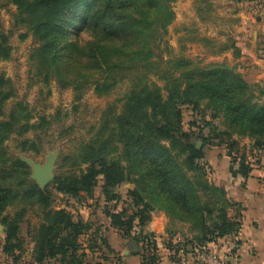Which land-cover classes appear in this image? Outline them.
<instances>
[{
	"label": "trees",
	"instance_id": "trees-1",
	"mask_svg": "<svg viewBox=\"0 0 264 264\" xmlns=\"http://www.w3.org/2000/svg\"><path fill=\"white\" fill-rule=\"evenodd\" d=\"M177 1L0 0V14L5 7L15 6V25L25 28L39 44L32 63L42 83L54 81L61 90L74 91L77 100L91 87L98 96H106L121 84H130L120 112L107 110L96 133L76 154L73 164L78 173L60 174L45 189L30 182L22 192L11 186L10 172L3 173L0 224L6 232L2 252L10 258L9 264H20L23 258L21 224L27 206L42 213L32 236V264H86L89 255L100 253L98 242L113 253L102 229L94 230L90 220L75 218L67 209L53 208L56 195L73 200L93 198L99 187L98 203L104 204L110 229L123 234L130 249L141 251V264H161L154 235L141 233L156 211L189 231L183 247L169 246L174 262L180 254L193 253L195 247L239 232L240 222L229 216L233 205L226 189L208 178L204 148L213 144V122L221 119L225 130L220 144L227 146L231 166L248 178L250 165L245 164V156L239 157L238 142H230L234 136L247 139L252 151L264 155V86L250 84L225 62L196 68L183 59L166 64L159 72L165 81V96L149 75L154 69V47L174 22L172 4ZM231 49L239 57L234 45L218 54ZM10 56L8 36L2 34L0 62ZM7 84L0 74V119L6 101L13 96ZM203 104L211 111L210 117L202 119L204 126L196 121L190 124L200 131L196 138L203 142V149L199 150L192 141L194 133L184 128L183 108L202 114L206 112L201 110ZM10 117V121H0V163L8 161L5 141L36 129L24 107L19 106ZM41 122L40 127L49 125L46 118ZM206 130H210L208 135ZM13 164L15 171L23 170L19 186L25 185L28 166L21 160ZM126 183L134 189L127 193V207L118 209L123 198L117 189ZM16 202L25 208L13 217L6 216ZM83 237H88L87 248H83ZM88 249L90 254L85 253Z\"/></svg>",
	"mask_w": 264,
	"mask_h": 264
},
{
	"label": "rangeland",
	"instance_id": "rangeland-1",
	"mask_svg": "<svg viewBox=\"0 0 264 264\" xmlns=\"http://www.w3.org/2000/svg\"><path fill=\"white\" fill-rule=\"evenodd\" d=\"M214 1L220 5L219 8L223 9L222 13H226L230 8H237L234 0ZM214 4L213 0H179L172 4L175 20L168 27L167 35L164 39L154 47V69L152 70L153 73L149 75L151 82L162 88L165 96V81L161 79L159 72L164 69L166 64L171 62H183L184 59L196 68H205L225 62L231 67L235 66L236 72L241 75L244 73L240 69L247 70L257 67L253 61L249 62L254 63L253 67L242 65V68H240V63L229 60L227 57L225 60L216 58L219 52L226 46L231 45L230 36L234 31V24L233 22L221 23L219 17L214 13ZM16 13L17 8L10 5L5 7L0 14V36L2 34L8 36V45L11 48L10 58L0 62V74L8 81L7 92L13 93V96L5 103L3 108L4 116L0 121H10L11 114L21 106L27 109V114L30 117L29 122L36 129L34 128L23 136L12 135L9 140L5 141L3 149L8 161L0 163V181L3 182L2 176L4 172H10L12 177L11 186L15 189H22L20 191L22 192L28 188V183H35L36 185L37 183L31 178L32 168L25 163L28 166V175L25 178L27 183L19 186L21 181L18 176L21 172H24L23 170L21 172L15 171L16 168L13 163L26 158L33 160L39 165H44L49 154L57 153L54 170L55 178L60 174L78 173L79 169L73 164L76 154L96 133L107 110L120 112L123 100L129 92L130 84L127 82L121 84L106 96H98L94 87H91L80 100H77L74 91L61 90L54 81L48 85L42 83V80L35 76L36 71L32 63V55L39 44L31 34L27 33L25 28L15 25ZM251 60L253 59L251 58ZM175 76L177 77L178 73ZM250 84L264 86V80ZM262 100L264 101V98ZM205 106L206 104H203L201 110L206 112L202 114L194 112L190 107L183 108L184 128L187 132L192 131L194 133L192 141L196 147L201 144L199 150L203 149V142L196 138L200 131L197 127L191 128L190 124L196 121L199 124L198 126H204L202 119H208L210 117L209 114H211L210 110L204 108ZM204 114L207 116L203 117ZM43 118L47 119L49 125L40 127L42 125L41 119ZM213 129L214 134L211 135L213 144L204 148L205 160L203 164H206L209 180L220 186L217 183L219 180L218 176L214 172L226 168L227 165L231 164L232 159L227 156V146L220 144V139L225 130L223 121L221 119L215 120ZM209 131L206 130L204 134L208 135ZM234 142H238L237 151L240 154L239 157L245 156V164L256 165L258 158L257 154H252L251 142L249 143L247 139H241L238 136L233 137L230 145ZM12 172H14V175ZM132 189H134V185L130 183H126L117 189L118 194L123 198L118 209L127 207L124 203L127 200L128 191ZM50 190L52 191L53 187H50ZM100 192L101 189L99 187L93 198L80 200L56 195L53 208L67 209L74 214L75 218L81 217L85 220H90L94 230L102 229L101 233H105L113 253H110V250L102 242H98L99 246H101V252L89 255L86 264H118L117 262H120L119 259H122L120 256L123 253L127 255L124 256L125 258L130 256L128 255L129 243L123 234L110 229L109 221L104 216V204L98 203ZM23 208H25L23 204L16 202L8 207L5 215L13 217L17 212H21ZM164 215L166 217L163 218ZM153 216L157 217L158 221L162 222V226H164V230L160 234L156 233V236L161 239L159 241L161 248L170 251L169 246L171 245L174 248L183 247V238L189 235L187 226L184 227L179 221L170 219L164 212L156 211ZM41 218L42 213L37 207H26V217L21 224V238L24 241L25 251L20 264H32L33 262L31 260L32 236L34 231L40 226ZM5 237V228L0 224V264L11 263L10 258L6 257L2 252ZM87 240V238H81L82 244L86 243L87 245ZM105 255L108 256L107 260L103 257ZM188 255V257L192 258V253Z\"/></svg>",
	"mask_w": 264,
	"mask_h": 264
},
{
	"label": "crops",
	"instance_id": "crops-1",
	"mask_svg": "<svg viewBox=\"0 0 264 264\" xmlns=\"http://www.w3.org/2000/svg\"><path fill=\"white\" fill-rule=\"evenodd\" d=\"M234 2L237 8H230L226 13H222L223 9L213 0V10L221 23L233 22L234 31H231L230 41L231 45L238 48L239 57L235 58L234 50L231 49L226 53L217 54L216 58L225 60L227 57L240 63V68L242 65L253 67L255 63L257 67L240 69L244 73V79L249 83L264 80V0ZM251 61L254 63H249ZM252 154H257L258 160L256 165L251 164L248 178L238 174L237 167H232L231 164L221 171L217 170V173L214 172L219 179L217 183L227 190L228 199L233 205L229 216L237 219L241 227L236 235L210 244L208 249L213 254L228 257L232 264H264V155L255 150ZM163 230L162 222L152 215V221L141 232L154 234L161 264H195L192 258L182 254L178 256V261H172L170 252L161 248V239L156 236V233L160 234ZM83 248H87L86 243ZM128 250L130 256L125 258L127 255L123 253L120 256L122 259L117 263L141 264V251L132 250L130 247ZM85 253L90 254L89 249Z\"/></svg>",
	"mask_w": 264,
	"mask_h": 264
},
{
	"label": "water",
	"instance_id": "water-1",
	"mask_svg": "<svg viewBox=\"0 0 264 264\" xmlns=\"http://www.w3.org/2000/svg\"><path fill=\"white\" fill-rule=\"evenodd\" d=\"M201 145V144H200ZM200 145L197 147L200 149ZM57 153L49 154L47 162L44 165H39L33 160L22 158V161L32 168L31 178L37 183L40 189L47 188L55 180V163Z\"/></svg>",
	"mask_w": 264,
	"mask_h": 264
},
{
	"label": "built area",
	"instance_id": "built-area-1",
	"mask_svg": "<svg viewBox=\"0 0 264 264\" xmlns=\"http://www.w3.org/2000/svg\"><path fill=\"white\" fill-rule=\"evenodd\" d=\"M191 256L195 264H232L228 257L211 253L208 246L195 247Z\"/></svg>",
	"mask_w": 264,
	"mask_h": 264
}]
</instances>
